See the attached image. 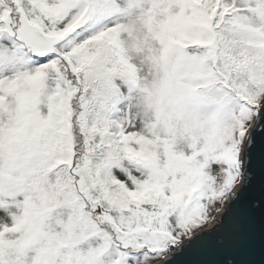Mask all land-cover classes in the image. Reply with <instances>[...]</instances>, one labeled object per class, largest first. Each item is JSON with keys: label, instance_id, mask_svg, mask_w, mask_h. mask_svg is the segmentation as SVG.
<instances>
[{"label": "snow or ice", "instance_id": "1", "mask_svg": "<svg viewBox=\"0 0 264 264\" xmlns=\"http://www.w3.org/2000/svg\"><path fill=\"white\" fill-rule=\"evenodd\" d=\"M0 264H264V0H0Z\"/></svg>", "mask_w": 264, "mask_h": 264}]
</instances>
